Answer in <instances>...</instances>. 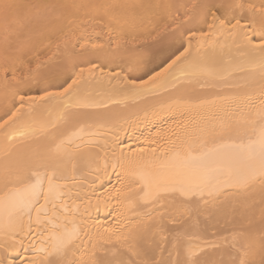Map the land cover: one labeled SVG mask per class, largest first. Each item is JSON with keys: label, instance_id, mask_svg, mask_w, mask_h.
I'll return each mask as SVG.
<instances>
[{"label": "snow or ice", "instance_id": "snow-or-ice-1", "mask_svg": "<svg viewBox=\"0 0 264 264\" xmlns=\"http://www.w3.org/2000/svg\"><path fill=\"white\" fill-rule=\"evenodd\" d=\"M0 264H264V0H0Z\"/></svg>", "mask_w": 264, "mask_h": 264}, {"label": "bare ground", "instance_id": "bare-ground-1", "mask_svg": "<svg viewBox=\"0 0 264 264\" xmlns=\"http://www.w3.org/2000/svg\"><path fill=\"white\" fill-rule=\"evenodd\" d=\"M50 52L45 53V55H50ZM166 97L161 96L159 99H165ZM158 103V100L155 98H147L142 101L136 102L134 106H130L126 111L127 114L133 119L137 120L138 127L133 132L129 129V135H131V140L128 139V136H125V143H132L134 147H143L146 137H151L158 129L166 128L169 124L172 123L173 117L168 115H161L156 118H153L151 115V110L154 105ZM148 111V119H144V111ZM123 135V134H122ZM112 183H115V177H112ZM104 187H108V184L105 183ZM102 189L98 188V194ZM106 217L105 213H101L100 218L104 219Z\"/></svg>", "mask_w": 264, "mask_h": 264}]
</instances>
